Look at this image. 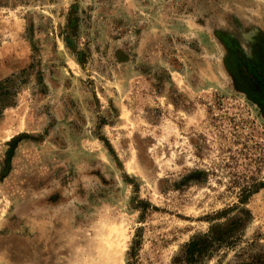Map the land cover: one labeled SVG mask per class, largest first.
Instances as JSON below:
<instances>
[{
  "label": "rangeland",
  "instance_id": "rangeland-1",
  "mask_svg": "<svg viewBox=\"0 0 264 264\" xmlns=\"http://www.w3.org/2000/svg\"><path fill=\"white\" fill-rule=\"evenodd\" d=\"M0 264H264V0H0Z\"/></svg>",
  "mask_w": 264,
  "mask_h": 264
}]
</instances>
